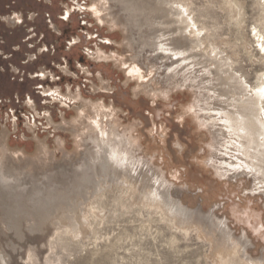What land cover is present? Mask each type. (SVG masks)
Instances as JSON below:
<instances>
[{"label":"rangeland","instance_id":"374dc122","mask_svg":"<svg viewBox=\"0 0 264 264\" xmlns=\"http://www.w3.org/2000/svg\"><path fill=\"white\" fill-rule=\"evenodd\" d=\"M118 1L0 0V264H264V0Z\"/></svg>","mask_w":264,"mask_h":264},{"label":"bare ground","instance_id":"6f19581e","mask_svg":"<svg viewBox=\"0 0 264 264\" xmlns=\"http://www.w3.org/2000/svg\"><path fill=\"white\" fill-rule=\"evenodd\" d=\"M118 3L120 5H122L124 11L129 13L130 20L131 21L134 20L133 17H136V11H135L136 8H134V6L132 4H127L128 2L123 1V0H119ZM186 13H187L186 9L176 8V12H175V16H177L176 23L184 25L183 26L184 28L180 27V30L184 29V30H187L188 32L194 33L195 37H197L199 39V36H200L199 30L195 27L194 22H192V23L189 22L190 19L188 20V18H186ZM192 27H195V30H191ZM138 28H140V26ZM195 42L198 43L197 41H195ZM145 46H151L152 48L160 49L164 52L170 50L169 48H166V46H167L166 44H163V43L156 44L153 41H152V43L147 42V44H145ZM260 89H264V85H262L256 91V97L257 98H252L251 100L249 99L248 102H244L243 105H244L245 109H253L255 111L258 110L257 107L259 105V101L264 97V92H261ZM250 119H251V116H250ZM228 124H229L228 127L230 129H232L233 132L241 131V132L245 133V135H247V133H248L249 136H252L253 137L252 142L255 145L254 148L258 147L259 136H264V120L262 118H260V116H257V119H255V120L234 118V119L228 120ZM234 134H236V133H234ZM238 134L240 135L241 133H238ZM100 135L102 137L105 135V131L102 130L101 128H100ZM107 137H108V135H107ZM241 137H244V136H241ZM90 139H91V141H93V143L99 149V151L96 154L92 155V160H99V161L106 160V158H107L106 153H110V156H108L109 159L111 158L115 162H119V163L124 162L125 163L128 161L129 158L126 157L127 153L123 152L122 148H121V146L122 147L124 146V143L122 140L117 141L116 138H114V140L109 139V138H107V140H105L104 138L100 139L98 132H97V134L95 133V135L91 136ZM261 145L264 146V141L259 146H261ZM248 149L249 148H247V150ZM254 157L258 161H260L261 158H264V150L258 149L256 151V154L254 155ZM261 168H263V167H261ZM0 172H2V171H0ZM182 210L183 209L181 208V212H182Z\"/></svg>","mask_w":264,"mask_h":264},{"label":"snow or ice","instance_id":"6c2138e0","mask_svg":"<svg viewBox=\"0 0 264 264\" xmlns=\"http://www.w3.org/2000/svg\"><path fill=\"white\" fill-rule=\"evenodd\" d=\"M261 92H264V89H260Z\"/></svg>","mask_w":264,"mask_h":264}]
</instances>
